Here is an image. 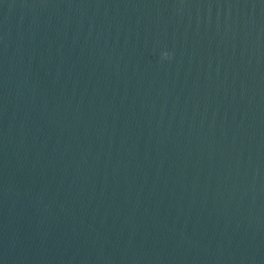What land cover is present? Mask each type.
<instances>
[{
	"label": "water",
	"instance_id": "1",
	"mask_svg": "<svg viewBox=\"0 0 264 264\" xmlns=\"http://www.w3.org/2000/svg\"><path fill=\"white\" fill-rule=\"evenodd\" d=\"M0 264H264V0H0Z\"/></svg>",
	"mask_w": 264,
	"mask_h": 264
},
{
	"label": "clouds",
	"instance_id": "2",
	"mask_svg": "<svg viewBox=\"0 0 264 264\" xmlns=\"http://www.w3.org/2000/svg\"><path fill=\"white\" fill-rule=\"evenodd\" d=\"M164 55H165V58H168V54L167 53H165Z\"/></svg>",
	"mask_w": 264,
	"mask_h": 264
}]
</instances>
